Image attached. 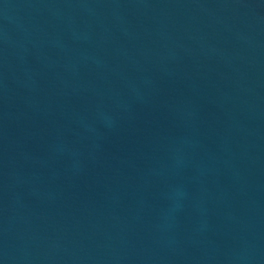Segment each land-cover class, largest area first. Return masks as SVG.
Listing matches in <instances>:
<instances>
[{"label": "water", "instance_id": "obj_1", "mask_svg": "<svg viewBox=\"0 0 264 264\" xmlns=\"http://www.w3.org/2000/svg\"><path fill=\"white\" fill-rule=\"evenodd\" d=\"M0 264H264V0H0Z\"/></svg>", "mask_w": 264, "mask_h": 264}]
</instances>
